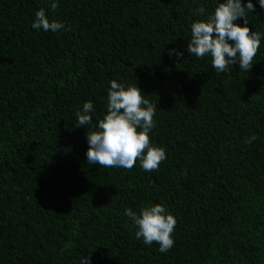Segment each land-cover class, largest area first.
Masks as SVG:
<instances>
[{
    "label": "trees",
    "instance_id": "16d2710c",
    "mask_svg": "<svg viewBox=\"0 0 264 264\" xmlns=\"http://www.w3.org/2000/svg\"><path fill=\"white\" fill-rule=\"evenodd\" d=\"M52 2L0 0V264H264L259 0L234 21L261 34L253 67L226 73L187 51L192 23L225 0ZM41 8L71 31L33 29ZM113 80L157 106L149 135L167 158L156 171L87 163ZM88 101L92 122L78 126ZM156 204L177 221L165 253L125 215Z\"/></svg>",
    "mask_w": 264,
    "mask_h": 264
},
{
    "label": "clouds",
    "instance_id": "9594fccd",
    "mask_svg": "<svg viewBox=\"0 0 264 264\" xmlns=\"http://www.w3.org/2000/svg\"><path fill=\"white\" fill-rule=\"evenodd\" d=\"M264 8V0H259ZM59 5L53 0L51 11L55 12ZM254 11V5L249 0L247 6L242 0H225L219 3L214 13L207 20L193 22L191 25V39L187 51L203 59L211 57L212 67L217 73H226L230 65L239 63L241 71L252 69V61L261 45V34L253 32L249 27H241L234 21L245 18L247 12ZM205 9L200 7L194 14H203ZM248 20L245 19V25ZM32 28L43 29L45 32L57 33L60 30L71 31L57 20H49L45 9L35 13ZM231 42V43H230ZM169 55L177 58L183 56L175 49L169 50ZM157 106L144 98L142 90L137 86H128L111 81L108 91L107 114L98 121V131L87 132L89 145L86 153L89 165H99L100 168H124L131 170L139 160L145 172L159 169L160 164L167 158L163 148L152 145L149 133L156 127L154 116ZM94 111L92 101L83 105V110L76 112L78 126L91 124ZM138 129H140L138 131ZM257 137L252 136L247 143ZM140 214L126 209L125 215L130 217L138 230L136 239H143L145 245L154 242L159 245L161 253L168 252L174 246L173 233L177 224L171 214H166L160 205L141 207ZM80 264H91L90 257H85Z\"/></svg>",
    "mask_w": 264,
    "mask_h": 264
}]
</instances>
